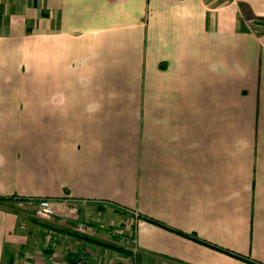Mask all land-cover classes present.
<instances>
[{
	"label": "crops",
	"instance_id": "crops-1",
	"mask_svg": "<svg viewBox=\"0 0 264 264\" xmlns=\"http://www.w3.org/2000/svg\"><path fill=\"white\" fill-rule=\"evenodd\" d=\"M257 17L264 0H0V195L85 200L138 264H254L144 216L264 263ZM28 217L0 203V264L130 255Z\"/></svg>",
	"mask_w": 264,
	"mask_h": 264
},
{
	"label": "built area",
	"instance_id": "built-area-1",
	"mask_svg": "<svg viewBox=\"0 0 264 264\" xmlns=\"http://www.w3.org/2000/svg\"><path fill=\"white\" fill-rule=\"evenodd\" d=\"M86 201L77 200L70 198L69 196H64L61 198H52L47 196L39 197H17L14 201L15 208L26 212L27 214L33 216L34 218L50 222L57 217L64 218L66 220H72L76 222L75 231L82 235L83 237H97V227L92 224L85 223L81 221L80 218V208L82 203ZM112 228V233L114 236L119 235L120 238H112L111 244H115L131 251V254L127 258L125 264H138L136 255V238L133 235H126L121 233L119 230ZM60 264H72L68 260L61 261ZM74 264H88L87 258L85 256L80 257Z\"/></svg>",
	"mask_w": 264,
	"mask_h": 264
},
{
	"label": "trees",
	"instance_id": "trees-1",
	"mask_svg": "<svg viewBox=\"0 0 264 264\" xmlns=\"http://www.w3.org/2000/svg\"><path fill=\"white\" fill-rule=\"evenodd\" d=\"M253 30L259 36L264 35V17L254 18V21H253ZM17 197L27 198L25 196H16V195H12V196H2V195H0V203H2V202H9V203H12L13 206H14V201H15V199ZM144 217L148 221L154 222V223L159 224V225L164 226V227H168L169 229L174 230V231H176V232H178V233H180V234H182L184 236H187V237H190L192 239H195V240L199 241L200 243L209 245V246L214 247V248H216L218 250H221L223 252L230 253V254H232V255H234V256H236L238 258H241L243 260H246V261H248L250 263H254V264H264V263H262V262H260L258 260H255V259H252L250 257L237 254V253L232 252V251H230V250H228L226 248H223V247L218 246L216 244H212L210 242H207L205 240H202V239L198 238L195 234H188V233H185V232H182V231H179V230L170 228L169 226H167V224L162 223V222L154 219L153 217H148V216H144ZM32 221L34 223H38V224H42V225H46L47 224L46 222L40 221V220L35 219V218H32ZM84 238L87 239V240H90V241H97V242L103 243L104 245H106L108 247H111V248H114V249H117V250H121V251L125 252L126 254H131V251L129 249L124 248V247H121V246H118V245H115V244H110V243L98 241V240H96L95 238H92V237H86V236H84Z\"/></svg>",
	"mask_w": 264,
	"mask_h": 264
},
{
	"label": "rangeland",
	"instance_id": "rangeland-1",
	"mask_svg": "<svg viewBox=\"0 0 264 264\" xmlns=\"http://www.w3.org/2000/svg\"><path fill=\"white\" fill-rule=\"evenodd\" d=\"M33 97H34V96H30V104H32V103H41V101H34V100H41L42 96H36L35 99H34L33 101H31V99H33ZM41 110H42V108H41ZM32 129H33V128H30V133H32V132H31ZM30 197H39V196H30ZM14 207H15V205H14ZM25 213H26V212H25ZM28 215H29V214H28ZM32 218H34V217L31 216V215H29V217L26 218V219H28L30 222L33 223ZM35 219H36V218H35ZM25 252H27V251H25ZM10 260H11V255H10L9 252H8V253H7V256H6L5 259H4V264H9V263H10Z\"/></svg>",
	"mask_w": 264,
	"mask_h": 264
}]
</instances>
